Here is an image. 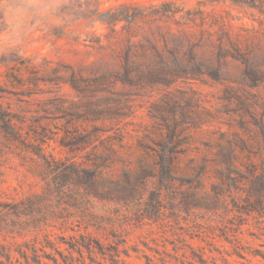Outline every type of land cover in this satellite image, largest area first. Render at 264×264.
I'll return each instance as SVG.
<instances>
[{"label":"rangeland","instance_id":"obj_1","mask_svg":"<svg viewBox=\"0 0 264 264\" xmlns=\"http://www.w3.org/2000/svg\"><path fill=\"white\" fill-rule=\"evenodd\" d=\"M0 116V264H264V0H0ZM100 160L152 176L41 198Z\"/></svg>","mask_w":264,"mask_h":264},{"label":"trees","instance_id":"obj_2","mask_svg":"<svg viewBox=\"0 0 264 264\" xmlns=\"http://www.w3.org/2000/svg\"><path fill=\"white\" fill-rule=\"evenodd\" d=\"M0 122H4L5 124V119L1 116ZM173 161L174 160L170 157L166 158L163 155L159 156L156 172L160 182H164V187H168L171 184V180L174 176L175 167ZM103 163L104 160H100L93 165H86L84 162H73L64 167V164L60 161H56L54 166L51 167L53 177L51 179H44V193L41 198L44 199L43 196L47 197L58 194L61 190L55 192L52 185L63 183L61 185H66V190H68L69 187L77 186L81 187L83 194L87 197H93L100 200H111L113 198H119L121 196L135 193L136 187H141V189L146 188L147 180L152 176L149 175L146 177L139 174V172L134 169L128 168L124 171L122 176L114 177L112 174L104 171L105 165ZM255 172L256 171L251 172V179L247 185L249 188L247 193L251 199L256 196H260V198L264 197V174H257ZM251 204V207L253 208L252 210H257L254 201ZM195 206H197V203ZM80 246H84L86 249L88 248L87 245L80 244ZM53 250L60 256L63 264H72V261L66 259L59 251L56 249ZM47 259L52 261L53 264H61L55 256L48 257ZM36 263L46 264L39 259ZM110 264H122V262L118 256H113L110 259Z\"/></svg>","mask_w":264,"mask_h":264}]
</instances>
